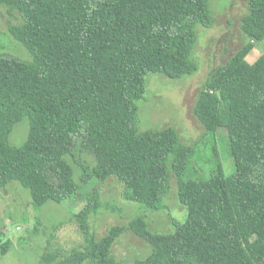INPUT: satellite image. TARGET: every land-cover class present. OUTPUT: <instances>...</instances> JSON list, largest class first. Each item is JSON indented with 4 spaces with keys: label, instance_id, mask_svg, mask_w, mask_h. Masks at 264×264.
<instances>
[{
    "label": "trees",
    "instance_id": "trees-1",
    "mask_svg": "<svg viewBox=\"0 0 264 264\" xmlns=\"http://www.w3.org/2000/svg\"><path fill=\"white\" fill-rule=\"evenodd\" d=\"M0 6L19 14L7 29L31 56L0 51V188L18 181L40 207L71 202L92 181L114 176L127 199L156 210L170 188V163L186 218L174 220L169 233L150 231L144 216L130 220L126 228L151 246L135 264H257L246 246L252 237L264 264V53L252 63L234 54L199 91L193 113L206 134L225 131L234 168L225 175L216 162L207 177L189 175L194 147L182 146L171 126L140 131L136 101L148 73L177 79L197 70L194 29L212 25L209 0H0ZM240 27L249 40L264 39V0H248ZM23 118L25 139L11 144ZM76 148L94 158L93 165L77 162L80 183L66 159ZM95 206L74 214L81 243L67 250L54 236L40 264H117L111 247L125 228L96 238L88 223Z\"/></svg>",
    "mask_w": 264,
    "mask_h": 264
},
{
    "label": "rangeland",
    "instance_id": "rangeland-1",
    "mask_svg": "<svg viewBox=\"0 0 264 264\" xmlns=\"http://www.w3.org/2000/svg\"><path fill=\"white\" fill-rule=\"evenodd\" d=\"M213 23L205 28L195 27L196 43L192 60L197 70L177 79L162 74L145 76V94L136 101L139 130L171 126L175 129L182 146L191 145L195 151L187 164L189 175L207 177L218 162L225 175L234 166L225 145V131L220 129L213 136L205 133L198 122L193 107L197 95L212 71L224 64L234 54H241L245 62L252 63L264 53V39L249 40L240 27L241 17L246 13L248 0H209ZM20 22L17 11L0 6V51H7L24 60H30L27 49L14 40L8 32V24ZM28 128L27 118L17 122L9 136V142L21 144ZM72 165L73 177L80 183L81 169L78 161L94 164V158L78 148L74 156H66ZM170 188L156 210L127 199L123 184L114 176L104 181H92L84 192L73 201L56 203L48 200L36 207L31 202L29 189L18 181H11L0 188V264H40L39 257L47 249L48 240H58L69 250L81 243V233L74 214L91 202H96L89 218L90 232L100 238L113 226L125 229L111 247L117 264H135L151 252L148 242L135 235L126 225L137 216H144L150 231L169 233L173 221L183 222L187 208L177 197L176 176L170 163ZM62 223L61 227L58 224ZM53 236V237H52ZM257 264L262 262L255 238L246 244ZM82 264H92L84 262Z\"/></svg>",
    "mask_w": 264,
    "mask_h": 264
}]
</instances>
